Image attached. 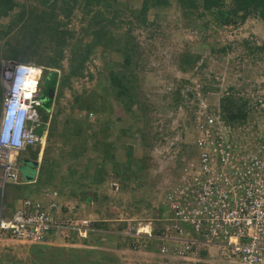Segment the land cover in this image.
I'll list each match as a JSON object with an SVG mask.
<instances>
[{
    "label": "rangeland",
    "instance_id": "1",
    "mask_svg": "<svg viewBox=\"0 0 264 264\" xmlns=\"http://www.w3.org/2000/svg\"><path fill=\"white\" fill-rule=\"evenodd\" d=\"M27 2L34 3V0H27ZM139 3L140 0H116L110 7L116 11H124V15H120L123 22L125 19L132 21L126 9L137 7ZM175 3V0H169L167 5L158 10L150 9L147 17L148 20H154V24L148 28L135 24L132 26V34L140 43L141 49L140 70L138 71L140 88L137 96L140 102L126 111L113 103L111 99L102 98L99 101L95 99V105H90L94 110L88 109L89 111L85 115V120L89 121L91 127H98L97 123L100 122L101 118L109 122L105 123L106 125L114 123L111 129L115 136L118 135L112 146L116 150V161L124 164L136 160V163L129 165L130 170L136 169L139 165L147 166L144 170L145 174L139 176L140 181L144 183L131 190L127 188L128 190L120 195V200L123 202L133 201L132 205L129 206L128 214L119 213L120 206L117 204L118 200L115 201L118 196L114 197L117 184L112 186L105 182L102 184L103 188L98 189L99 192L108 193L112 198L105 203L103 202L104 205H101L103 207L94 203V206L92 205L93 210L89 208V212L92 214L91 217H94L99 223L108 226L106 231L113 232L119 223L117 221L128 220L127 226L121 234L135 235L134 227L149 223L150 218L154 215V209L162 206V194L178 177L181 168L178 164L184 159L187 147L193 150L196 135V130L193 127L195 117H201V113L204 111L218 112L216 102L225 87L231 86L238 91L239 95L248 97L247 104L251 106L249 118L239 129L235 130L228 127L227 136L230 138H228L230 142L235 146L239 145L248 149L253 148L259 142H264V50L255 55H246L242 47L239 46L242 38L256 43L264 41V22L251 13L241 23L237 20L217 29L211 26L207 28L203 26L198 29L197 24L198 26L201 25V20L195 15H191L188 19L193 28L184 32L182 23H185V18L181 17L182 13H180V11L184 12V8L182 10L175 8ZM95 8L103 10L100 6H95L93 9ZM111 9L109 8V12ZM11 15L12 13H10ZM80 16V9H72L66 27L76 31L75 36L81 39L80 43L82 44L88 41V36L84 38L81 36L80 27L85 25L84 20L86 18L81 20ZM7 19H0V28L4 27ZM125 24V22L123 25L121 24L122 27ZM3 39L0 40V43ZM225 44L231 47L227 53L219 54L210 51L211 48L217 49ZM186 45L190 53L199 55L200 59L191 71L182 73L175 64V55L183 50V46ZM63 55L64 57L60 62L63 69L61 68V71L59 69L61 73L67 67V47L63 48ZM98 57V54L94 56L93 53L84 63L87 73L92 74L91 77L83 76L73 79L72 91H76L81 96L76 100L78 103H83L87 97L94 99L95 93L98 94V87L103 86L104 83L107 85L102 76L103 73H98L99 69L101 70L103 67ZM114 57L118 58V55ZM58 76L52 70H42L39 83L41 91L38 96L40 105L35 107L41 122H44L47 117L48 98L53 83L52 98L53 94L54 97L56 96ZM183 77L191 79L192 87L187 84L185 88L180 89L181 99L175 107L172 104V91L175 90L177 84H180V78ZM202 85L205 87L204 94L200 90ZM189 90L194 91L191 96L186 94ZM70 93L64 89L57 99L53 98L52 100V106L53 104L58 106L60 113L63 110L68 111L69 105L73 101ZM83 96L86 97L82 99ZM98 106L101 115L95 113V107ZM53 118L54 112L51 114V119ZM41 125L35 127L37 132L45 127ZM125 126H129L130 136L120 131ZM44 143L42 140L39 150L43 149ZM50 144L48 156L54 154L53 147L55 146L52 140ZM182 145H186L185 148ZM22 156L26 157L20 161L17 170L24 178L26 176L32 178L36 171L31 168V161L34 160L30 157L28 150L23 152ZM85 163L83 162V164ZM52 169L53 174L57 173L55 166ZM72 195L76 197V193H72ZM98 207L100 210H97ZM127 215L129 216L127 217ZM149 224L151 226V223ZM92 228L94 233L105 231ZM115 232L117 231L115 230ZM47 240L60 242L61 239L47 235ZM120 241L118 240V242ZM78 244L77 247H84L83 244ZM31 245L0 237V259H3L4 263H10L14 258L18 261L29 262L32 256ZM56 246H63V244ZM86 246L107 252L109 256H113V262L116 264H227L218 259L215 249H211L207 256L198 254L180 258L169 254L159 255V257L156 253L143 249H114L105 245H101V248L99 246Z\"/></svg>",
    "mask_w": 264,
    "mask_h": 264
},
{
    "label": "trees",
    "instance_id": "2",
    "mask_svg": "<svg viewBox=\"0 0 264 264\" xmlns=\"http://www.w3.org/2000/svg\"><path fill=\"white\" fill-rule=\"evenodd\" d=\"M115 1L34 0V3H28L27 0H0V19L8 18L4 27L0 28V40L4 38L2 43H0V59H15L24 63L60 69L61 71L62 66L60 62L64 57L63 48H68L67 67L62 73L59 72L58 79L56 80L57 92L53 98L57 99L65 89L71 92L70 96L73 101H71L68 111H62V119L59 121L60 131L55 132V138L51 132V130H54L55 119L50 118L49 124L52 128L48 126L43 154L37 169L36 182L38 183H35V185H38L39 182L45 184L47 180H43L44 176H47L49 172L52 173V168L57 164L56 160L58 158H51L53 155L48 156L47 154L51 145L50 141L53 140L54 146L56 144L58 147L59 145L63 147V149L67 148L63 152L66 158L63 163L67 165L66 169L68 170L69 178L71 179L74 174V177H78L77 184L84 186L90 177L88 168L91 163L80 164L78 158L83 153L88 140L90 147H97L98 149L99 145L104 147V152L100 158L99 172L97 175L94 173V179L90 180L96 187L107 176L113 178L117 184L114 197L118 196H116L115 201L118 200L117 204L120 206L118 209L119 213L128 214V210H130L129 206L132 205L133 201L128 200L123 202L120 200V195L125 193L128 190L127 188L131 190L144 183L140 181L139 176L144 173L147 166L139 165L136 169L130 170L129 165L136 163V160L124 164L116 161V150L112 148V143L107 141L111 135L115 140L118 137V135L115 136L114 131L111 129V126L114 124L112 121H110L112 122L111 125H106L109 122L101 118L100 122L97 123L98 129L96 133L104 139L103 143L94 140L91 133L84 135L83 131L85 128H82V125L87 124L91 128L89 121L85 120V115L90 109L94 110L90 105H95V99L97 101L102 98L106 100L111 99L113 103H116L117 106L126 111L131 109L137 102H140L137 96L140 88V84H138V71L140 70L141 49L140 43L132 34L131 29L133 24L144 28L153 25L154 20H148V11L150 9L158 10L160 7L167 5L169 0H140L137 7L126 9L132 21L125 19L124 22L126 24L123 27L124 22L120 18V15H124V11H116L110 7ZM175 2V8H179V10L184 8V12L180 11L182 13L181 17L185 18V23H182L184 32L193 28L190 24L191 21L188 19L191 15H195V17L201 20V25L198 26L197 24L198 29L203 26L205 28L211 26L217 29L237 20L241 23L251 13L264 22V0H175ZM95 6H100L103 10L101 11L98 8L93 9ZM77 8L81 11V20L86 18L84 20L85 25L80 27V31L83 38L88 36V41L82 44L80 43L81 39L75 36L76 31L73 28L66 27L71 10H77ZM109 8L111 12H109ZM10 13H12L11 16ZM71 40H73L72 43ZM239 44L246 55H255L264 50V41L256 43L242 38ZM230 48V45L225 44L217 49L211 48L210 51L224 54ZM93 53L94 56L97 54L99 56L100 64L103 67L101 70L99 69L98 73H103L102 76L107 85L104 83L103 86L100 85L98 87V94L95 93L94 99H89V97L84 99L86 96H83V103H78L76 100L81 96L76 91H72L73 81L83 76H92L91 73H87L84 63ZM117 55L118 58L114 57ZM199 59L200 56L190 53L186 45L183 46V50L175 55V64L180 72L186 73L195 67ZM187 84L192 87L190 78H180V84H177L175 90L172 91V104L175 107L181 99L180 89L185 88ZM204 88L203 85L200 87L203 94L205 93ZM235 90L231 86L225 87L216 103L219 116L224 124L231 127V129L237 130L249 118L251 106L247 104V99L249 98L239 95L238 91ZM192 93H194L193 90L186 92L188 96H191ZM53 98H48V108ZM80 108L83 110H80ZM80 112H83V118L78 116ZM95 113L101 115L99 106L95 107ZM117 117L120 118V116ZM90 125L92 124L90 123ZM88 127L87 129H89ZM41 130L38 133H41ZM120 131L129 136L131 135L129 126L123 127ZM185 146L182 145L183 148ZM38 147L26 149L32 159L37 158ZM186 150L187 153L184 155V159L178 164L180 167L194 157L192 148L187 147ZM103 157H105L104 160ZM108 164L110 167L106 166ZM78 170H80L79 173ZM84 181L85 183H83ZM91 181H88L90 186L92 185ZM57 183L55 181V186H51L57 188L60 193L61 190L57 186ZM18 186L16 185L15 187ZM94 192L90 200L98 206L112 198L108 193L99 194L96 191ZM88 197L90 198V195ZM5 200L6 194H3L2 204L4 207L8 205V202ZM62 201L64 203L65 198ZM80 202L88 203L85 198L78 199L76 205V209L78 210ZM14 203L18 204L19 200L14 201ZM64 204H62V210H65ZM97 210L100 209L97 208ZM167 215V208L163 205L154 209V215L149 220L151 223L150 236L122 235L121 232L126 228L128 220L117 221L119 222L116 225L117 228H115L119 232L117 233L115 230L113 232L106 231L108 226L104 225V223H99L95 219L91 223L92 227L105 230L104 232L94 233L90 231L86 239H78L76 235H73L72 243L80 242V244L85 245L83 248L49 245L47 241L46 243L31 245L30 251L32 252V256L30 257V263L18 261V259L14 258L10 263H4L3 259H0V264H116L113 262V256H109L107 252L90 248L86 245L99 246L100 248L101 245H105L114 249H143L156 253L159 256L160 245L166 242V240L161 238L164 236L163 225L165 223L164 218ZM114 240H116V243H114ZM167 244L166 246L169 247L170 245ZM196 253V255H208L207 251L202 248L197 249ZM186 255H191V253L188 252Z\"/></svg>",
    "mask_w": 264,
    "mask_h": 264
},
{
    "label": "built area",
    "instance_id": "3",
    "mask_svg": "<svg viewBox=\"0 0 264 264\" xmlns=\"http://www.w3.org/2000/svg\"><path fill=\"white\" fill-rule=\"evenodd\" d=\"M39 68L12 60L0 62V183L17 179L15 156L40 140L33 130ZM30 79H34L32 88ZM193 127L194 157L182 165L162 194L168 215L161 239L171 247L160 245L159 255L186 258L195 256L199 248L207 253L215 249L218 259L227 264H262L264 142L250 149L233 145L219 112L204 111L195 117ZM64 205L62 210L58 192L51 190L43 200H22L8 214L0 208V237L42 244L48 241L47 235H53L63 245L73 235L87 238L92 219L83 216L75 204ZM149 223L134 227L135 235L150 236ZM142 226L147 230L140 231Z\"/></svg>",
    "mask_w": 264,
    "mask_h": 264
},
{
    "label": "crops",
    "instance_id": "4",
    "mask_svg": "<svg viewBox=\"0 0 264 264\" xmlns=\"http://www.w3.org/2000/svg\"><path fill=\"white\" fill-rule=\"evenodd\" d=\"M51 107H52L53 110L50 108V112H51V114L54 112V119H55L54 130H51V132H52V136H54V138H55V134H56L55 132H59L60 131L59 121H60V119H62V114L63 113L59 112V110L57 108L58 106L56 107L53 104V106H51ZM78 116L82 117V113H78ZM48 126L51 127L50 124ZM83 127L85 128L84 131H83L84 135H88V134L91 133L92 138L94 140H98L100 143H103L104 139L102 137H100L96 133L98 127H93L92 126L91 128H89L87 124L86 125H82V128ZM87 127L89 129H87ZM47 131H48V128H47ZM107 141H110L112 143V145H113L114 138L112 137V135L110 136V138L108 137ZM96 148L90 147L89 142L87 140L86 147L83 150V153L81 154V156H79V158H78V161L81 159L80 160V164H83V162L84 163L85 162H87V163L90 162L91 163L90 166H89V173L91 172L90 173V177L88 179L89 182L92 179H94L95 174L97 175V173L99 172V169H100L99 163L101 161L100 158L102 156V153L104 152V147H102V145L101 146L99 145V149L98 148L96 149ZM53 150H54V154H52L53 156L51 158H54V159L58 158L56 160L57 164L55 163L56 164L55 165V169L57 170V173L53 174V173L49 172L47 176L45 175L44 178H43V180L44 179L47 180V182L45 184L42 183V182H39L38 185H35V183H38V182H36L37 181L36 175H37L38 167L36 169H34L36 171H35V175L32 178L27 177V176H26V178H24V176H22L20 174L19 170H18V177H19V181H21V182L16 184V183L12 182L11 180H8L7 183H5V186H4V189H3V194H6V200L5 201L8 202L7 203L8 205L5 206L4 214H8L9 210L11 209V207L15 204L14 201H16V200H19L21 198L37 199V198L42 197V191L45 189V186H46V188L49 187L50 189H52V187L55 186V181H56V182H58L57 186L61 190V192L59 193L60 194V198L62 200L65 198V201H64L65 203H71V204H75V205H77V200L78 199H81V198L87 199V201H88L87 204L84 203V202H80L79 203V211H81L83 216H86V217H89V218L95 220L94 217H91L92 214L89 212V208L92 209V207L94 206V203L90 200L91 196L93 195V193H95L94 191H96L99 194L105 193V192H102V191L99 192V190H98L100 188H103V186H102L103 183L106 182V183H108V184H110L112 186H116V181L113 178H109L107 176L103 181H101L99 183V186L97 185L95 187L93 185L92 181H91V183H92L91 186H90V183L88 181H86V184L84 186H79L77 184L78 177H74V174H73L72 178L70 179L69 178V174H68V170L66 169L67 165L63 163L65 161V159H66L63 152H65L67 150V148L63 149V147H61L60 145L58 147V145L55 144V147H53ZM40 153L41 152L39 150L38 155H40ZM57 153H58V155H56ZM60 154H62L61 157H60ZM104 158L105 157H103V160H104ZM39 159H40V156H39ZM38 163H39V161H38ZM107 167H110V165L108 164ZM79 171L80 170H78V173H79ZM83 183H85V181ZM16 185H19V186L15 187ZM47 185H50V186H47ZM51 185H53V186H51ZM116 189H117V186L115 187V190ZM0 193H2L1 187H0ZM72 193H76V197H74L72 195ZM89 195H90V198L88 197ZM100 207H103V206L100 205ZM100 207H98V208L100 209ZM140 230H145L146 231L147 230V226H142L140 228ZM91 232H93L92 225H91ZM72 239L70 241H68L65 246L78 248L77 246H79L78 243H80V242H73L72 243ZM48 242H49L48 243L49 245L61 244L59 241H55V240H52V241L48 240Z\"/></svg>",
    "mask_w": 264,
    "mask_h": 264
},
{
    "label": "clouds",
    "instance_id": "5",
    "mask_svg": "<svg viewBox=\"0 0 264 264\" xmlns=\"http://www.w3.org/2000/svg\"><path fill=\"white\" fill-rule=\"evenodd\" d=\"M7 60H12V61H14V62H16V63H20V64H28V65H30V66H33V67H36V68H39L40 69V72H39V80H38V88H39V91H38V96H39V94H40V87H39V83H40V81H41V75H42V70H52V71H54V72H56L58 75H59V70L58 69H55V68H50V67H45V66H42V65H35V64H32V63H24V62H20V61H17V60H15V59H1L0 60V62L1 61H7ZM0 85H1V95L0 96H2V84H1V81H0ZM54 93V92H53ZM53 96H54V94H53ZM0 100H1V98H0ZM38 101H39V99H38ZM39 105H40V101H39ZM39 105H37V106H39ZM51 106H52V104L50 105V107L48 108V113H47V119H46V121H44V122H41L40 121V119H39V116H38V114H37V125H35V127H38L39 125H41V124H43L45 127L41 130V133H38L37 131H36V129H35V127H34V133L36 134V135H38L39 137H40V140L39 141H37L36 143H35V145H33V146H27L24 150H21V151H19L18 153H17V155L15 156V161H16V174H17V179L16 180H11V179H6L3 183H0V187H1V189H2V193H0V208H2V212L1 213H3L4 214V211H5V207H4V205L2 204V196H3V189H4V186H5V183H7V181L8 180H11L12 182H14V183H16V184H18V183H20L21 181H19V177H18V167H19V164H20V161H21V159H23L24 157H26V156H22V153L23 152H25L26 151V149L27 148H31V149H33V148H35L36 146H39L38 148H40V144H41V137L42 136H44V139H43V141L45 142V137H46V134H47V128H48V125H49V121H50V118H51V112H50V108H51ZM35 124V123H34ZM226 126V128L228 129V126L227 125H225ZM45 144V143H44ZM43 148H44V146H43ZM194 149V148H193ZM41 151V153H40V155H38V153H37V158L36 159H33L34 161H36V166L33 168V169H36L38 166L37 165H39V163H40V161H41V157H42V154H43V149L42 150H40ZM193 151V150H192ZM38 152H39V149H38ZM56 155H58V153L56 154ZM39 156H40V159H39ZM194 156V155H193ZM38 161H39V163H38ZM51 190H56L57 192H58V200L62 203V204H64L63 203V201H62V199L60 198V194H59V191L57 190V188H55V187H52V189H50L49 187H47L46 188V186H45V189L42 191V198L40 199V198H37V199H31V198H21V199H19V203L18 204H20L21 203V201L22 200H24V199H28V200H32V201H35V200H43V198H44V193H47V192H50ZM14 205H17V203L16 204H14ZM14 205H13V207H14ZM12 207V208H13ZM75 207H76V205H75ZM11 208V209H12ZM10 209V210H11ZM83 239H86V238H83Z\"/></svg>",
    "mask_w": 264,
    "mask_h": 264
},
{
    "label": "water",
    "instance_id": "6",
    "mask_svg": "<svg viewBox=\"0 0 264 264\" xmlns=\"http://www.w3.org/2000/svg\"><path fill=\"white\" fill-rule=\"evenodd\" d=\"M53 90H54V83H53V85L51 87V90H50V93H49V98H52ZM31 164H32V167L31 168H34L36 166V161H31Z\"/></svg>",
    "mask_w": 264,
    "mask_h": 264
},
{
    "label": "bare ground",
    "instance_id": "7",
    "mask_svg": "<svg viewBox=\"0 0 264 264\" xmlns=\"http://www.w3.org/2000/svg\"><path fill=\"white\" fill-rule=\"evenodd\" d=\"M33 81H34V79H30V81H29V84H30L29 87L30 88H32ZM43 139H44V136L41 137V142ZM40 147H41V144H40ZM140 231H145V230H140Z\"/></svg>",
    "mask_w": 264,
    "mask_h": 264
}]
</instances>
